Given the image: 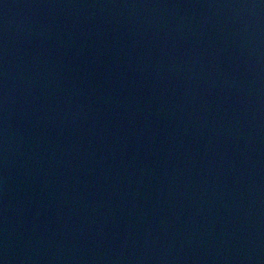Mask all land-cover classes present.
<instances>
[{
	"label": "water",
	"instance_id": "95a60500",
	"mask_svg": "<svg viewBox=\"0 0 264 264\" xmlns=\"http://www.w3.org/2000/svg\"><path fill=\"white\" fill-rule=\"evenodd\" d=\"M0 264H264V0H0Z\"/></svg>",
	"mask_w": 264,
	"mask_h": 264
}]
</instances>
